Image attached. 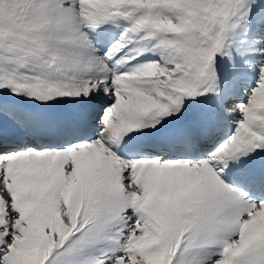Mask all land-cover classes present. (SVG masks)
<instances>
[{"label": "snow or ice", "instance_id": "1", "mask_svg": "<svg viewBox=\"0 0 264 264\" xmlns=\"http://www.w3.org/2000/svg\"><path fill=\"white\" fill-rule=\"evenodd\" d=\"M0 264H264V0H0Z\"/></svg>", "mask_w": 264, "mask_h": 264}]
</instances>
